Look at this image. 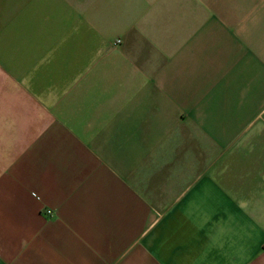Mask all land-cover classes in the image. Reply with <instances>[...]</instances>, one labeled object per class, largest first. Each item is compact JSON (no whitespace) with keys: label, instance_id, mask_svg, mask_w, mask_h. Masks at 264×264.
<instances>
[{"label":"crops","instance_id":"crops-1","mask_svg":"<svg viewBox=\"0 0 264 264\" xmlns=\"http://www.w3.org/2000/svg\"><path fill=\"white\" fill-rule=\"evenodd\" d=\"M0 264H264V0H0Z\"/></svg>","mask_w":264,"mask_h":264},{"label":"built area","instance_id":"built-area-1","mask_svg":"<svg viewBox=\"0 0 264 264\" xmlns=\"http://www.w3.org/2000/svg\"><path fill=\"white\" fill-rule=\"evenodd\" d=\"M119 40H120V39H118V41H119ZM47 211L49 212V211H51V209H48Z\"/></svg>","mask_w":264,"mask_h":264},{"label":"rangeland","instance_id":"rangeland-1","mask_svg":"<svg viewBox=\"0 0 264 264\" xmlns=\"http://www.w3.org/2000/svg\"><path fill=\"white\" fill-rule=\"evenodd\" d=\"M48 209H49V208H48ZM48 209H46V211H47Z\"/></svg>","mask_w":264,"mask_h":264}]
</instances>
